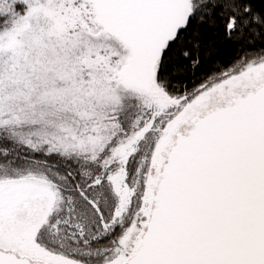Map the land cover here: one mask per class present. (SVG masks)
I'll return each instance as SVG.
<instances>
[{
  "label": "snow or ice",
  "instance_id": "1",
  "mask_svg": "<svg viewBox=\"0 0 264 264\" xmlns=\"http://www.w3.org/2000/svg\"><path fill=\"white\" fill-rule=\"evenodd\" d=\"M0 264H264V0H0Z\"/></svg>",
  "mask_w": 264,
  "mask_h": 264
}]
</instances>
